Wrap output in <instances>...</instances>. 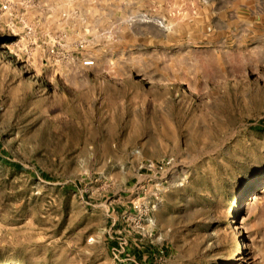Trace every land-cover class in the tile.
<instances>
[{
    "label": "rangeland",
    "instance_id": "rangeland-1",
    "mask_svg": "<svg viewBox=\"0 0 264 264\" xmlns=\"http://www.w3.org/2000/svg\"><path fill=\"white\" fill-rule=\"evenodd\" d=\"M0 264H264V0H0Z\"/></svg>",
    "mask_w": 264,
    "mask_h": 264
},
{
    "label": "built area",
    "instance_id": "built-area-1",
    "mask_svg": "<svg viewBox=\"0 0 264 264\" xmlns=\"http://www.w3.org/2000/svg\"><path fill=\"white\" fill-rule=\"evenodd\" d=\"M93 61H87L86 65L92 64ZM166 165L167 164H156L154 162H148L146 165L142 166L143 169L147 170V172H153L154 174H162L163 172L166 171ZM133 207L134 209H139L140 210V200H133ZM117 240V245L113 248V253L116 257V259H120L122 256H127L129 250H128V245L129 242L127 238L123 235L120 234L116 238Z\"/></svg>",
    "mask_w": 264,
    "mask_h": 264
}]
</instances>
